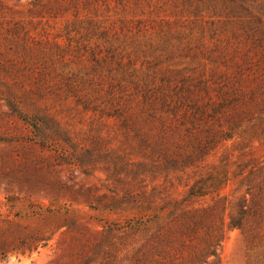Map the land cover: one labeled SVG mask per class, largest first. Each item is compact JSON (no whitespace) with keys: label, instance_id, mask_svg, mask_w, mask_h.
Here are the masks:
<instances>
[{"label":"rangeland","instance_id":"374dc122","mask_svg":"<svg viewBox=\"0 0 264 264\" xmlns=\"http://www.w3.org/2000/svg\"><path fill=\"white\" fill-rule=\"evenodd\" d=\"M247 1L0 0V264H130L158 207L179 264H264V0ZM246 20L249 60L217 58Z\"/></svg>","mask_w":264,"mask_h":264},{"label":"trees","instance_id":"16d2710c","mask_svg":"<svg viewBox=\"0 0 264 264\" xmlns=\"http://www.w3.org/2000/svg\"><path fill=\"white\" fill-rule=\"evenodd\" d=\"M198 1H206V0H198ZM209 2H213L214 0H208ZM232 3H236L237 7H239L241 10H246V12L249 11L248 9V1L247 0H230ZM239 9V10H240ZM238 10V11H239ZM240 10V11H241ZM234 11V10H233ZM261 21V20H258ZM240 31H235L234 36L236 37L235 42L233 43V48L231 53L227 52H220L219 54H216V57L219 59H224L227 56L228 61H231V63L235 64L236 66H241L242 62H247L250 58V50L252 48L253 44H259L261 37H259V27L257 24H254L252 20H246L242 21L240 26ZM259 41V42H257ZM252 44V45H251ZM227 64V62H226ZM8 105H10L15 113L18 115L19 118L24 120L26 123H28L30 126L33 127V129L38 132V135L40 138L37 139V141L43 145H46L48 143V136L43 135L42 125L45 118L41 116L38 113H29L25 111L22 107L19 105L13 103L12 101L8 100ZM197 111L194 108H191V111L186 110L184 111V114L182 115L183 119L181 120V124L185 125V128L187 132L192 133L193 127L189 126L187 122H190L193 124L194 119H196ZM162 124L166 123L165 117L160 116L158 118ZM179 127V124L176 125ZM241 124L238 121H234L231 125L230 129L226 131V133L223 134L224 138H233L237 135V137L243 136V130L240 128ZM240 128V129H239ZM235 129V130H234ZM239 129V130H238ZM234 130V131H233ZM218 136L213 135V146L216 145L218 141ZM141 140L144 143H148V138L145 135L140 136ZM208 142H206L205 145H207ZM157 147V146H153ZM199 150L200 155L205 153L203 152V148L201 146L196 147ZM167 157V156H165ZM194 155L189 154L186 157L185 161H189L193 159ZM168 160H171L169 157H167ZM199 181H196L193 183L189 188V195H202L206 193L205 191V184H199ZM214 186L213 189H218L219 186L222 183V180L216 178L213 182ZM147 198V202L141 204L142 209H157L154 208V202L149 197ZM9 199V197H8ZM101 199V198H99ZM10 200V199H9ZM113 204L110 206H105L109 210L116 209L119 204H117V200H114ZM117 202V203H116ZM173 204V208L171 210L170 216L173 215V212L176 211L177 208L180 206L179 200H170L165 201L164 206L167 204ZM162 208H159L152 213V217H150L148 214V218H145L144 220L139 221V227L145 232V236L143 238V241L140 245L136 246L131 257L133 259V262L130 264H179V262L176 260V254L178 248H176L173 239H171L170 236H168L169 233L163 232L161 230L164 220H166L163 216L164 214L161 212ZM173 217V216H172ZM241 224L240 222H234L232 221L229 224V228L239 227ZM137 227V226H136ZM35 236V238H34ZM29 238H34V240L38 239L36 238V233L29 236ZM44 238V239H48ZM43 239V238H42ZM219 242L217 244H220L221 236L218 237ZM211 246V245H210ZM26 247L29 249L35 248L37 246H25V244H21L19 248L22 252L25 251ZM212 253L214 254L215 258L213 261H209L208 259L205 260V264H222L220 252L216 248H213ZM121 264H127V263H121Z\"/></svg>","mask_w":264,"mask_h":264}]
</instances>
